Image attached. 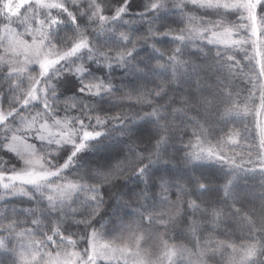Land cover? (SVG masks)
Instances as JSON below:
<instances>
[{
	"label": "rangeland",
	"instance_id": "1",
	"mask_svg": "<svg viewBox=\"0 0 264 264\" xmlns=\"http://www.w3.org/2000/svg\"><path fill=\"white\" fill-rule=\"evenodd\" d=\"M246 1L253 12L251 31H178L183 41L221 50L253 92L233 131L210 153L203 148L211 164L204 174L198 164L172 150L159 163L144 156L140 165L129 162V156L121 158V150L130 152L135 140L141 146L142 140L149 141L126 130L120 119L90 115L76 101L67 107L83 120H72L56 107L58 115L51 113L47 106L51 108L50 100L58 95L44 81L61 64L72 65L85 42L58 55L43 31L33 34L32 29L11 25L0 29V54L33 66L28 78L32 83H19L23 87L16 90V84L4 88L0 77V140L3 151L16 157L3 160L6 153H0V217H7L6 228L0 227L2 263L15 254L27 264H264V29L258 28L254 16L258 0ZM0 3L7 17L28 5L57 7L54 0ZM122 13L111 22L120 20ZM67 71H74L79 80L86 72L73 66ZM88 81L84 87L90 90H84L89 94L102 97L107 86L112 91L95 76ZM154 99H148L147 111ZM53 144L69 149L48 164ZM162 148L153 156L164 157ZM195 149L198 154L200 144ZM90 151L94 153L85 169ZM130 167L137 173L128 174ZM136 174L142 177L138 185ZM173 191L181 196L172 199ZM35 193L52 203L39 202ZM183 196L197 205L195 212L187 210ZM128 205L130 212L122 213Z\"/></svg>",
	"mask_w": 264,
	"mask_h": 264
},
{
	"label": "trees",
	"instance_id": "2",
	"mask_svg": "<svg viewBox=\"0 0 264 264\" xmlns=\"http://www.w3.org/2000/svg\"><path fill=\"white\" fill-rule=\"evenodd\" d=\"M54 2L57 7L41 8L37 4V7L28 5L21 8L13 17L4 14L0 3V29L5 25H11L32 29L36 32L33 34L43 31L52 52L58 55L66 53L76 44L85 42L81 53L74 58L76 61L73 59L72 65L71 62L65 64V67L61 66L64 63L61 64L58 67L60 69L51 71L47 75L48 79L44 81L46 88H50L58 95L57 97L51 95L54 97L49 102L52 103L51 108L46 105L51 113L57 114L53 108L56 107L59 108V113L63 111L64 116L72 120H83L82 115L72 110V107H67L69 102L76 101L90 115L104 119H120L126 130L139 134L149 141L147 143L142 140L141 146L137 145L138 139L135 140L136 143H133L130 152L121 150L123 154L121 158L129 156V162L140 165L144 156L148 161L159 163L161 159L168 158L165 154L172 150L175 154L190 158L189 160L200 166L204 174V168L211 164L210 156L203 153V148H207L210 153L224 134L233 131L237 122L236 117H242L245 107L253 100V92L248 79L238 75L239 72L236 74L235 67L228 63L227 56L221 50L208 44L197 45L183 41L178 36V31L200 29L218 34L230 30L251 31L253 12L247 6V1L54 0ZM120 11L123 12L121 19L111 22L112 16ZM254 16L258 28L264 29V0H258ZM171 53L172 60L169 57ZM22 64L31 65L29 62L21 63L18 57L0 54V77L4 79V88H12L11 85L16 84L17 87H13L16 90L23 87L19 83L26 85L30 82L29 69L33 66L23 68ZM72 66L86 71L80 80L74 71H67ZM243 66L252 71L251 65ZM93 76L107 82L112 91H108L109 86L105 87L102 97L85 92L84 89L89 88L84 86ZM154 95V104H151L150 111H147L148 99ZM3 139H6V136ZM3 144L4 141L0 140L2 151L0 153H6L2 149ZM198 144L200 152L197 154L195 147ZM161 146L164 157L153 156L160 153ZM49 147L53 150L48 155V164L58 153L69 149L67 145L58 147L53 144ZM93 153L90 151L85 154L83 168H88ZM106 154V159H109V155ZM3 155V160L16 159L7 153ZM129 170L128 174L137 173V170L133 171L131 167ZM197 170L199 171V168ZM140 178H142L140 175L134 176L137 185ZM209 178L213 182V178ZM141 186L143 184L139 185ZM180 196L176 191L170 193L172 199ZM38 198L41 203L47 205L52 203L46 196L42 197V194ZM152 198L156 199L153 194ZM183 198L187 201L184 202L187 210L195 212L197 205L188 196ZM155 206L152 204V208ZM131 208L128 205L122 213H129ZM197 212L204 214L201 211ZM208 212H212L210 206ZM40 217L45 220L49 218ZM6 219V216L0 217V227L3 230L7 225ZM22 229L23 227L19 231ZM41 241L44 239L41 238ZM14 255L9 257L5 264H27L20 256ZM173 261H176V257ZM0 263L4 264L2 260Z\"/></svg>",
	"mask_w": 264,
	"mask_h": 264
}]
</instances>
